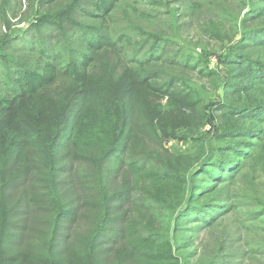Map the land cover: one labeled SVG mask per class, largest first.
Listing matches in <instances>:
<instances>
[{
	"label": "trees",
	"instance_id": "trees-1",
	"mask_svg": "<svg viewBox=\"0 0 264 264\" xmlns=\"http://www.w3.org/2000/svg\"><path fill=\"white\" fill-rule=\"evenodd\" d=\"M199 11L216 70L182 44ZM0 22V264H264V0H2Z\"/></svg>",
	"mask_w": 264,
	"mask_h": 264
},
{
	"label": "rangeland",
	"instance_id": "rangeland-1",
	"mask_svg": "<svg viewBox=\"0 0 264 264\" xmlns=\"http://www.w3.org/2000/svg\"><path fill=\"white\" fill-rule=\"evenodd\" d=\"M1 1L0 0V5H1ZM25 2V0H24ZM16 0H13V5H15ZM231 4V5H230ZM227 7L229 9L233 10V13L235 15L237 14V10L235 9V4L232 5V3L227 1ZM25 10L23 9L22 13H24ZM246 11L242 12L241 14H244ZM12 15V14H10ZM197 15L199 16L198 18H194L193 20V25L187 30L182 32V39H183V43L182 44H187V46H189V50H195L194 51V56L196 58H200L202 56V54H205L206 56L205 59L207 61V64L209 66L210 69L212 70H216L218 69L219 66V56H220V44L214 42V41H209L207 38H204L201 36L200 30H199V23H202L203 21V12L199 11L197 13ZM20 18L18 17L17 19H14L12 16V23L14 25H16L18 23V20ZM188 21H190V19H188ZM187 21V22H188ZM226 21V20H225ZM222 23V22H221ZM30 24L29 23H24L21 26H14L12 28L13 31H18L19 29H23V30H27L29 28ZM3 27L1 26V22H0V37L2 36V33L4 32V30L2 29ZM201 45H200V42ZM204 49V50H203ZM205 87L207 88V90L209 91V95L211 93V99L214 100L216 97L214 96L213 91L211 90V84L206 82L204 83ZM205 131H210V126L205 127ZM170 147L172 148L173 151H181V152H187L190 148L189 144L185 143V142H178V141H174L172 143H170ZM194 150H192L191 153H193ZM226 224H231L230 220L226 221L223 223V226H227ZM210 239V236H205L202 237L201 240H204V242H207Z\"/></svg>",
	"mask_w": 264,
	"mask_h": 264
}]
</instances>
